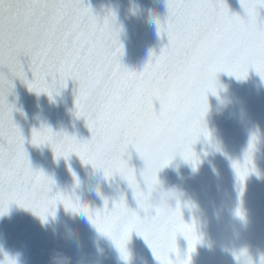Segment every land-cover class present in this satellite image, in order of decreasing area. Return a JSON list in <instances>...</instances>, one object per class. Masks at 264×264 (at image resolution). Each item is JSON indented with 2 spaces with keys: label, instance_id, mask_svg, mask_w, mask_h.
I'll use <instances>...</instances> for the list:
<instances>
[{
  "label": "snow or ice",
  "instance_id": "6c2138e0",
  "mask_svg": "<svg viewBox=\"0 0 264 264\" xmlns=\"http://www.w3.org/2000/svg\"><path fill=\"white\" fill-rule=\"evenodd\" d=\"M241 4L246 18L233 14L225 0H167L169 15L157 25L169 44L161 54L153 52L138 72L123 62L114 13L101 21L84 0H0V214L15 203L44 219L63 204L86 214L125 258L126 244L135 232L149 244L159 264H191V253L200 243L195 220L189 224L180 210L167 215L153 208L150 192L138 190L149 181L131 165L130 150L143 154L160 135L182 131L190 141L185 160L194 167L199 164L193 146L202 137L211 142L203 118L218 74L246 79L255 69L264 78V17L259 12L264 0ZM169 50L183 55L181 71L168 69ZM16 79L50 98L69 81L78 83L76 116L86 121L91 139L80 141L42 127L33 130L31 144L50 146L57 160L67 161L75 154L82 162L97 165L109 181L121 177L132 189L138 210L128 206L124 195L111 208L105 199L103 210H92L73 196L53 193L54 180L33 169L26 139L13 120L16 109L8 96L14 93ZM129 115L142 118L145 126L125 125ZM255 150L253 137L244 162L233 164L242 185L255 171ZM181 235L189 244L188 258H181L177 247Z\"/></svg>",
  "mask_w": 264,
  "mask_h": 264
},
{
  "label": "water",
  "instance_id": "95a60500",
  "mask_svg": "<svg viewBox=\"0 0 264 264\" xmlns=\"http://www.w3.org/2000/svg\"><path fill=\"white\" fill-rule=\"evenodd\" d=\"M101 21L110 13L116 16L119 40L124 46L125 65L143 71L152 57L169 44L167 35L161 37L157 20L166 22L169 15L167 0H84ZM230 11L246 18L241 0H225ZM264 17V8L259 9ZM2 71L6 72V69ZM31 80V73L27 72ZM218 81L231 86L232 94L238 98L235 117H211L208 131L213 147L207 138H201L193 146L199 158L195 167L186 161L173 162L161 178L169 185H182L192 196V202L204 212L208 227L203 230L202 240L191 253V264H236L233 256L225 249L251 245L253 249L264 250V78L255 69H250L246 79H237L227 73L218 74ZM14 93L8 96V103L14 105L13 120L26 139V150L35 171H42L55 182L53 193L69 196L83 195L84 203L92 210H103L105 199L109 207L121 195L128 206L138 210L134 193L121 177L109 181L95 164L84 163L72 154L66 161L57 160L50 146H33V130L51 128L54 133L75 136L80 141L91 139L92 133L86 121L77 118L75 93L78 83L69 81L67 88L50 98L46 93L37 95L19 79L13 81ZM209 103L214 107L215 96L209 94ZM157 109L159 104L157 103ZM246 113L243 120L240 110ZM253 137H256L254 153L255 171L241 184L233 167L235 162L243 163ZM130 163L137 169L142 167L138 154L130 150ZM193 172L195 175L193 176ZM192 177V178H189ZM87 179L89 188L83 191L78 181ZM239 213H242L240 215ZM143 217L145 213L140 211ZM184 220L191 224L200 223V217L183 211ZM58 225L54 231L52 222ZM98 229L84 213L65 209L58 204L55 214L42 219L32 210L15 203L0 214V262L6 257L19 254V264H49L54 251H63L74 258L80 251L94 254L93 238ZM74 233V234H73ZM109 250V259L104 264H159L151 247L139 234H131L128 248L131 260L125 261L119 249L109 238L104 245ZM181 258H188L189 244L181 235L177 237ZM171 259H177L173 253Z\"/></svg>",
  "mask_w": 264,
  "mask_h": 264
},
{
  "label": "clouds",
  "instance_id": "9594fccd",
  "mask_svg": "<svg viewBox=\"0 0 264 264\" xmlns=\"http://www.w3.org/2000/svg\"><path fill=\"white\" fill-rule=\"evenodd\" d=\"M165 60L170 71L179 72L183 69L185 61L181 53L169 50L166 53ZM209 94L215 96L217 103L213 107L209 103V99L207 97V108L203 118V123L207 130V121L211 117H235L236 112H234L233 109L236 108L239 102L238 98L232 94L231 86L228 84H222L219 81H217L215 85V91L210 92ZM245 116L246 113L243 109H241V120H243ZM124 123L128 127L137 129L145 126V121L135 115L126 116ZM189 143V137L186 133L182 131H169L152 140L147 145L143 154L137 153L140 161L142 162V167L139 169V175L142 178L147 177L149 181L147 184L139 186L138 190L145 191L147 189L150 192L151 204L153 208L158 209L160 213L172 215L176 213L177 210H180L184 218L183 211L184 209H187L190 213L200 217V223L197 224L196 221L195 223L197 234L200 237V243H202L204 242L202 240V236L204 234L203 230L208 227V221L204 219L205 214L203 210L193 204L191 194L182 185H169L166 180L161 178V173L172 165L173 162L178 160L186 161L184 156ZM210 143H212L214 148L217 150L219 149L218 143L212 142V140ZM194 175L195 172H193V176ZM78 183L82 192L88 190L89 181L87 179L80 180ZM129 189L132 191L130 187ZM72 198L74 200H79L81 204L87 205L84 203L83 195H73ZM71 210L73 212L81 213L73 209ZM57 226L56 222L53 221L52 227L54 228V231ZM106 237L113 242L109 236L98 230L92 241L95 249L94 254H88L80 251L74 258L63 251H54L50 256L49 264H104L105 260L109 259V250L103 246ZM128 244L129 241L126 244L127 258H125L119 250L125 261L131 260V253L129 251ZM225 251H228L233 256L236 264H264V250L259 248L253 249L251 245H242L231 249L226 248ZM0 264H19V254L13 258L6 257V260L4 262H0Z\"/></svg>",
  "mask_w": 264,
  "mask_h": 264
}]
</instances>
